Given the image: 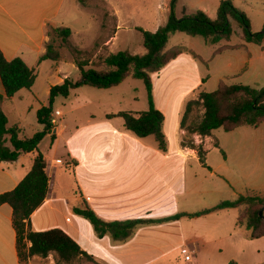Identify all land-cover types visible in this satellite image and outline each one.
Listing matches in <instances>:
<instances>
[{"label": "crops", "instance_id": "1", "mask_svg": "<svg viewBox=\"0 0 264 264\" xmlns=\"http://www.w3.org/2000/svg\"><path fill=\"white\" fill-rule=\"evenodd\" d=\"M67 2L0 0V51L7 61L21 59L36 76L30 90H21L1 104L8 119L7 128L16 127L20 139H28L22 135L25 115H36L39 109L47 107L50 89L66 79L62 64L58 61H40V58L46 53L49 31L60 25ZM233 35L238 40L236 44L231 42ZM233 35L228 41L222 40L216 44L204 40L213 50L209 60L190 48L177 46L188 52L182 53L152 76L154 102L161 74L166 75L168 81H178V76L187 78L189 87L185 95L191 100L204 92L202 89L211 80L210 75L202 76L199 65L209 70L211 62L224 58H227L223 66L227 72L217 77L216 90L220 83L243 85L231 84V81L247 72L252 60L251 49L255 44L246 43L241 32L234 31ZM113 40L115 37L103 46L109 49ZM48 61L53 66L36 87L42 68ZM183 64L195 71L192 83L183 72L179 75V70L183 71ZM69 65L76 68L72 62ZM0 96L4 97L1 80ZM15 100L25 106L18 109ZM5 102L13 104L16 115L13 120L4 108ZM158 110L164 116L162 132L167 141L166 152L158 150L153 137L140 139L127 131L122 118L116 116L120 112H104L97 118L89 113V118L83 122L71 125L61 123L56 131L51 130L41 141L48 139L49 149L54 150L50 160L43 155L47 161L48 192L42 205L30 217V230L63 231L97 264H174V259L190 246L197 251V256L192 251L193 264H213L212 257H218L222 252L220 257L224 258L220 264L232 261L237 264H264V237L249 240L247 232L236 227L242 208L219 210L195 218L181 217L175 221L142 224L122 241H116L110 235L98 239L89 221L73 214L74 207L85 203L105 222L157 221L212 209L223 201H234L240 196L264 197L260 156L256 161L239 160V155L235 153L241 151V142L233 140L231 150L224 149L225 153L220 158L211 161V151L221 152V145L212 140L214 133L212 137L205 138L193 135L196 149L183 147L186 135L180 127L182 109L177 111L171 126L167 124L165 112ZM63 116L62 113L59 122H62ZM43 130L44 127L39 124L33 136ZM40 144L37 151L22 154L15 162H0V195L14 190L28 174L34 159L38 154H43ZM198 147L204 152L202 161L197 153ZM209 201L213 204L208 205ZM244 249L248 251L245 256L242 255ZM0 264H56L53 253L46 258L34 256L24 263L20 262L12 226V210L7 204H0Z\"/></svg>", "mask_w": 264, "mask_h": 264}, {"label": "trees", "instance_id": "2", "mask_svg": "<svg viewBox=\"0 0 264 264\" xmlns=\"http://www.w3.org/2000/svg\"><path fill=\"white\" fill-rule=\"evenodd\" d=\"M177 2L178 0H170L167 22L155 32L137 28L142 35L143 47L146 51L144 55L117 52L104 57L98 67L89 69H85V63H77L79 78L77 80L66 78L62 84L50 89L48 106L42 107L36 114L37 122L44 127V130L28 139H20L19 130L16 127L7 128L8 119L1 104L3 100H10L21 90H30L36 76L21 59L15 58L7 61L0 51V80L4 88V97L0 96V162H15L22 154L37 151L41 141L51 132L50 118L54 112L55 99L68 98L72 91L84 86L100 90L112 89L130 77L144 83L148 110L137 114L120 112L116 116L122 118L127 131L140 139L153 137L158 150L166 152L167 141L162 132L164 116L154 104L152 75L158 74L179 55L188 52L183 47L167 50L169 37L174 34H184L190 37H202L207 43L216 44L231 38L234 32L233 22L238 26L246 43L264 44V27L261 32L252 33L249 19L233 5L231 0L220 2L214 20L200 10L177 19L174 11ZM54 32L68 37L70 29H54ZM59 59V53L48 43L46 53L40 61H58ZM194 106H200L203 109L202 118L196 125H186ZM262 123H264V88L245 85L228 86L220 83L216 91L202 92L197 100L187 103L180 127L188 140H183L182 146L196 149L193 144V135L203 138L212 137L213 133L219 129L230 133L243 126L257 128ZM197 153L202 161L204 152L201 147L197 148ZM46 169V159L38 154L30 171L16 188L0 195V204H7L12 210V226L16 234V251L20 262L24 263L34 256L46 258L53 253L56 264H73L80 260L97 264L63 231L53 229L33 232L30 230V217L47 196L49 179ZM244 206L245 209L241 210L237 218L236 227L244 226V230L249 233L247 235L249 240L264 237V214L259 216L260 211L264 212V197L257 196H240L234 201H223L212 209L194 214H178L157 221L105 222L98 218L85 203H82L80 207H74L72 212L89 221L98 239L110 235L112 239L122 241L129 237L134 228L142 224L175 221L181 217H201L219 210ZM27 244L30 246L28 247ZM229 264L237 263L232 261Z\"/></svg>", "mask_w": 264, "mask_h": 264}, {"label": "rangeland", "instance_id": "3", "mask_svg": "<svg viewBox=\"0 0 264 264\" xmlns=\"http://www.w3.org/2000/svg\"><path fill=\"white\" fill-rule=\"evenodd\" d=\"M221 1L223 0H178L174 10L175 17L180 19L196 10H200L214 20ZM231 1L249 19L251 32H261L264 27V0ZM169 2L170 0H68L60 17V25L56 29H70L69 36L64 37L62 34L54 32V29L49 31V44L59 53L60 59L58 63L62 64V73L66 75V78L77 80L80 74L77 67L73 68L69 65L71 62L75 66L77 63H85V69H89L98 67L104 57L113 53L125 52L130 55H144L146 51L143 47L142 35L137 31V28L155 32L164 26L169 16ZM232 28L235 32H240L236 23L232 22ZM112 37H115V40H113V44L111 43L112 45L109 44L110 48L103 46L104 44L107 45ZM231 42L233 44L238 42L235 35H233ZM177 46L190 48L206 60L211 58L213 52L212 48L206 44L202 37H190L184 34L171 35L166 49L170 50ZM251 53L252 60L247 72L231 81V84L264 88V44L262 47L252 46ZM226 59L211 62L210 71L206 66L199 65V71L202 76H211V80L202 91L212 92L216 90L215 81L217 77L227 72L225 67H223L224 62L227 61ZM52 66V62H46L36 87L39 86L40 79L49 73ZM188 67L190 66L183 64V71L180 69L179 75L183 72L190 78L192 83L195 71L188 69ZM177 78L180 79L178 80L179 82L177 80L168 81L166 75L161 74L160 86L156 88V101L154 104L157 109H162L165 112L168 126L173 125L179 109H182V119L186 105L190 100L185 95L189 87V80L184 77L180 78V76ZM197 98L190 101L197 100ZM35 103L37 104V101ZM16 105L18 109H22L25 106L24 103L19 101L16 102ZM4 108L8 112L9 118L13 120L16 117L15 111H13V104L5 102ZM53 110H59L64 115L62 122L58 121V125L61 123L71 125L83 122L89 118V113L97 118L104 112H143L148 110L147 92L141 80H135L130 77L119 86L108 90H100L88 86L74 90L68 98L59 97L55 99ZM203 112L200 106H194L188 116L186 125H196L201 120ZM38 125L35 114L25 115L22 135L30 138ZM185 139L188 140L187 136H185ZM212 140L221 145V152L211 151L209 153L211 161L220 158L225 153L224 149L231 150L233 140L241 142V151L239 150L235 153V155H239V160L253 159L256 161L257 157L260 156L263 166L262 184L264 186V123L257 128L247 126L230 133L219 129L214 132ZM40 152L49 160L52 158L54 150L51 151L49 149L48 139L41 142ZM252 179L251 177L250 180ZM209 184L211 183H205V185ZM207 204L211 205L213 202L209 201ZM242 209H245V206ZM263 214L264 212L262 211ZM244 228L243 226L242 232H245ZM262 245H264V239L262 240ZM192 251H195V256H197L196 249L190 246L189 249L182 251L174 259V264H193V259L191 262L184 260L186 255L191 256L194 254ZM247 253L248 251L244 249L242 255L245 256ZM221 254L223 252L218 254V257H212L211 261L213 264L221 263L224 258L220 257ZM73 264L92 263L80 260Z\"/></svg>", "mask_w": 264, "mask_h": 264}, {"label": "built area", "instance_id": "4", "mask_svg": "<svg viewBox=\"0 0 264 264\" xmlns=\"http://www.w3.org/2000/svg\"><path fill=\"white\" fill-rule=\"evenodd\" d=\"M60 118H62V113L59 110L54 111L50 118L51 130L55 129L56 131V128L58 126V121ZM184 260L186 262H191L192 256L186 255Z\"/></svg>", "mask_w": 264, "mask_h": 264}, {"label": "water", "instance_id": "5", "mask_svg": "<svg viewBox=\"0 0 264 264\" xmlns=\"http://www.w3.org/2000/svg\"><path fill=\"white\" fill-rule=\"evenodd\" d=\"M259 216H260V217L262 216V211L259 212Z\"/></svg>", "mask_w": 264, "mask_h": 264}]
</instances>
